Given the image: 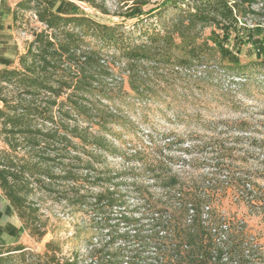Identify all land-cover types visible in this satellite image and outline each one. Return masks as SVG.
I'll return each instance as SVG.
<instances>
[{
	"label": "trees",
	"instance_id": "obj_1",
	"mask_svg": "<svg viewBox=\"0 0 264 264\" xmlns=\"http://www.w3.org/2000/svg\"><path fill=\"white\" fill-rule=\"evenodd\" d=\"M32 2L38 4L35 16L45 29L33 35L16 67L0 72V85L18 92L16 103H9L0 90V136L6 146L0 151V191L21 224V229L5 227L8 238L17 239L22 231L37 240L45 236L43 227L25 213L28 196L35 191L92 215L91 234L104 232L106 238L104 244L90 242L80 260L73 256L60 261L47 243L43 254L36 255L38 262L262 263L263 253L257 250L264 246L247 235L246 224L229 223L209 204L229 191L248 216L264 218V171H240L233 161L216 156L215 171L196 187L173 172L166 159L151 153L152 165L144 163L143 171L155 185L144 187L135 177L112 174L104 163L116 155L135 160L146 151H120L122 106L157 98L151 83L183 78L212 53L218 55V66L247 83L252 74L262 78L264 89V8L253 9L250 0H165L146 14L131 7L127 19L145 15L155 24L141 20L135 24L134 29L140 26L137 31H128L122 24H100L83 13L53 12L41 1H24L17 8ZM204 29H210L205 38ZM244 47L247 59H253L242 64ZM246 125L239 123L234 132L253 133ZM152 136L147 135L149 146ZM214 150L227 158L233 153L220 146ZM130 198L137 204L131 210ZM4 246L0 240V264L27 263L22 246Z\"/></svg>",
	"mask_w": 264,
	"mask_h": 264
},
{
	"label": "rangeland",
	"instance_id": "obj_2",
	"mask_svg": "<svg viewBox=\"0 0 264 264\" xmlns=\"http://www.w3.org/2000/svg\"><path fill=\"white\" fill-rule=\"evenodd\" d=\"M73 1L79 3L84 16L97 23L108 26L122 24L128 31H137L140 26L135 29L134 27L138 21L155 24V19H149L145 15L138 19H127L130 8L138 7L142 14H146L165 0ZM250 1L253 2L252 8L255 10L264 8V0ZM37 8L38 4L33 2L18 14L20 32L27 39L25 52L33 41V35L45 29L35 16ZM247 24L250 25L249 22ZM201 33L205 38L210 29H204ZM247 48H242L240 52L242 64L248 59H253H247ZM210 56L203 66L193 67L183 78L173 80L166 77L160 82L151 83L149 87L158 93L157 98L142 103L130 101L122 106V122L125 128L118 130L122 139L119 149L122 153L130 155L135 148H146V155L142 154L135 160L128 159L129 161L122 160L119 155L108 157L104 163L105 169L112 174L123 175L122 179L135 177L136 183L144 187L155 185L149 178L151 174L143 171L144 163L146 167L152 165L153 156L156 159H166L173 172L180 174L189 185L196 187L209 179L215 171L213 165L216 161L212 159L216 156H219L221 161H233L234 168L240 171H264V89L260 82L262 78L252 74L247 83L244 77L235 76L232 71L218 66L217 54L212 53ZM242 83L245 85L241 86ZM0 90L9 103H16L18 92L13 86L1 84ZM239 123H246V127L253 133L234 132ZM147 135H153L152 146L148 144ZM218 146L220 149H232V156L227 158L222 152L215 155L214 149ZM4 149L6 146L0 136V151ZM151 153L153 156L149 155ZM131 183V180L126 182ZM128 205L131 210V207L137 204L130 198ZM209 208L229 223L240 221L246 224L247 235L255 244L264 246V218L248 216L243 205L231 192L217 196L215 201L209 204ZM25 213L30 221H37L38 226L43 227L46 234L40 240L30 237L25 231H22L17 239L8 238L5 227L21 229V224L14 212L8 208V202L0 191V230L3 229V241L6 244L3 249L12 250L16 246H22L27 254L26 264H46L43 261L38 262L36 255L43 254L47 243H52V250L55 251L57 259L63 261L73 256H77L79 260L84 258L89 251L90 242H106L104 232L97 236L91 234L94 224L92 215L67 209L54 198L41 193L33 191L29 194ZM55 248L58 250H54ZM257 251L263 253V262L255 264H264V247ZM259 253L257 257H260ZM145 264L154 263L146 261Z\"/></svg>",
	"mask_w": 264,
	"mask_h": 264
},
{
	"label": "crops",
	"instance_id": "obj_3",
	"mask_svg": "<svg viewBox=\"0 0 264 264\" xmlns=\"http://www.w3.org/2000/svg\"><path fill=\"white\" fill-rule=\"evenodd\" d=\"M28 0H0V72L17 66L18 59L24 54L27 39L20 32L18 14L22 9L17 6ZM47 5L53 12L81 14L82 9L73 0H36ZM33 3V2H32ZM3 228V226H2ZM0 240H5L3 229Z\"/></svg>",
	"mask_w": 264,
	"mask_h": 264
}]
</instances>
